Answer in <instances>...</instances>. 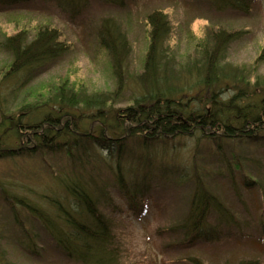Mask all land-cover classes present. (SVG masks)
Masks as SVG:
<instances>
[{
  "label": "trees",
  "instance_id": "1",
  "mask_svg": "<svg viewBox=\"0 0 264 264\" xmlns=\"http://www.w3.org/2000/svg\"><path fill=\"white\" fill-rule=\"evenodd\" d=\"M27 1L0 0V6L14 4L17 8ZM53 1L75 9L82 6L83 0ZM107 2L124 4V0ZM209 2L218 10L249 14L257 0ZM148 22L150 44L137 77L142 92L132 105L118 108L114 115L108 114V103L115 102L124 87L131 52L129 39L116 20H102L99 38L110 54L117 88L90 95L83 93L81 85H73L65 78L56 82L47 96L37 92L32 100L33 93L30 99L19 100L23 82L59 59L69 45L60 40L59 30L49 25L40 27L32 36L24 27L4 33L0 46L9 53L10 60L0 66V159L39 164L47 169V179L53 183L50 191H37L33 198L27 192L3 186L0 179V198L19 230L17 241L25 247L32 248L34 244L24 222L31 217L69 260L77 264H121L123 247L115 233L114 214L125 209L113 193L117 191L134 217L141 219L149 213V203H155L160 194L156 188L167 182L166 177L183 179L186 174L175 164L157 165L165 163L163 158L168 155L167 147L162 151L154 148L157 142L162 140L167 145L178 137L197 133L211 141L264 136V92L258 95L248 85H241L242 78L222 66L229 43L239 36L237 32H214L212 46L204 49L201 63L184 64L174 61L176 53L166 45L171 32L168 16L154 10ZM230 90L233 93L223 97ZM131 139L140 143V149L132 152L138 161L136 168L130 167L127 160ZM96 145L108 148L110 156H100ZM151 156L155 159L154 170L140 165L150 166ZM57 158L62 161L55 168ZM249 182L248 179L246 184ZM262 189L258 232L264 237ZM187 207L178 225L186 243L218 240L232 233L229 228L236 221L235 215L200 177L194 181ZM2 251L0 264H9Z\"/></svg>",
  "mask_w": 264,
  "mask_h": 264
},
{
  "label": "rangeland",
  "instance_id": "2",
  "mask_svg": "<svg viewBox=\"0 0 264 264\" xmlns=\"http://www.w3.org/2000/svg\"><path fill=\"white\" fill-rule=\"evenodd\" d=\"M107 1L83 0L82 6L75 9L53 0H28L17 8L14 4L0 6V43L4 33L24 27L32 36L40 27L49 25L56 27L60 40L69 45L59 59L23 82L19 100L30 99L33 93L32 100L37 92L47 96V92L55 89L56 82L65 78L73 85H81L85 94L115 91L117 78L111 57L99 38L102 20L113 18L126 33L131 52L124 87L117 100L108 103V114L114 115L118 108L132 105L142 92L137 77L143 70L150 44L148 15L154 10H162L168 16L171 32L166 45L176 53L175 62L199 63L204 49L212 46L214 32L221 29L237 32L239 36L229 43L222 66L242 78L241 85H248L258 95L264 92V57L260 58L264 49V0H257L249 14L233 9L218 10L209 0H124L123 5ZM9 60V53L0 46V66ZM27 91L30 93L25 94ZM232 93L233 90L225 91L223 97ZM259 138L216 142L197 133L193 137H178L167 145L162 140L157 142L156 150L168 148V155L163 158L166 162L157 165L175 164L186 174L179 175L183 179L167 176V182L156 188L160 194L155 203H149V213L141 219L134 217L117 191L113 193L116 202L125 209L114 214L115 233L123 247L121 264H264V237L258 232L263 208L264 136ZM139 144L136 139L128 141L130 167L138 165L132 152L140 149ZM96 151L102 157L110 156V150L103 146L96 145ZM151 160L150 166L140 165L154 170L153 156ZM61 161L57 158L54 167ZM47 174L46 168L30 161L0 159L2 185L27 192L33 198L37 197V191L47 192L53 187ZM197 177L219 195L236 221L232 222L229 235L188 244L178 225L188 209ZM248 179L250 182L246 184ZM12 218L0 198V249L9 264H77L57 251L51 236L31 217L24 222L34 244L32 248L22 245L17 241L19 230Z\"/></svg>",
  "mask_w": 264,
  "mask_h": 264
}]
</instances>
